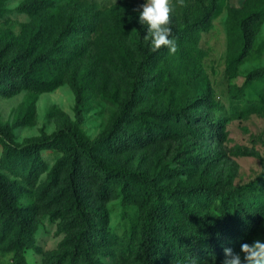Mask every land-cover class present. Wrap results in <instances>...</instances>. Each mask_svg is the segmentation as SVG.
Masks as SVG:
<instances>
[{
	"label": "rangeland",
	"instance_id": "obj_1",
	"mask_svg": "<svg viewBox=\"0 0 264 264\" xmlns=\"http://www.w3.org/2000/svg\"><path fill=\"white\" fill-rule=\"evenodd\" d=\"M34 1L0 0L3 60L13 59L30 46L41 27L43 36L35 52L47 51L50 56L38 65L36 72L40 79L51 82V87L29 85L11 96H0V129L10 132L9 138L0 131V172L9 179L16 178L4 165L10 146H23L68 126L77 127L90 141L98 138L131 89L139 49L149 46L144 40L146 26L138 18L145 0H50L48 6L33 11L22 8ZM170 3V16L178 26L184 24L185 17L191 18L200 11L198 0ZM262 4L264 0H220L211 29L203 32L192 48L195 69L185 66L182 53L192 46L175 40L174 53L165 50L162 58L148 66V81L141 87L136 108L185 107L194 122L186 126L178 118L173 119L169 122L178 128L176 135L120 154L104 151L100 158L106 165L142 173L162 193L181 186L218 183L227 189L240 187V197H247L264 188V86L244 85L251 70L264 66V22L237 72L230 74L227 69L229 56L238 48L237 42L229 40L228 26ZM71 21L93 22V31L71 34L62 47L53 44L54 37ZM205 90V99L211 104H194ZM209 123L223 130L222 141L209 134ZM42 155L47 171L31 193L20 197V203L35 209L33 218L38 223L36 249H27L25 257L30 264H61L67 212L63 203L55 202L54 191L43 197L40 190L62 152L44 150ZM185 168L193 171L184 173ZM147 193L136 194V201L125 205L117 188L93 215L101 247L107 252L100 257L104 264H135L134 250L125 249L123 244L132 231L139 233L141 215L149 203ZM167 204L164 223L174 229L179 225L175 222L177 215L169 198ZM184 204L202 215L218 213L221 206L218 199L192 198ZM257 239L264 240V221L247 243ZM0 264H15V258L0 252Z\"/></svg>",
	"mask_w": 264,
	"mask_h": 264
},
{
	"label": "trees",
	"instance_id": "obj_2",
	"mask_svg": "<svg viewBox=\"0 0 264 264\" xmlns=\"http://www.w3.org/2000/svg\"><path fill=\"white\" fill-rule=\"evenodd\" d=\"M198 2L199 13L191 18L185 17L182 26L170 16L171 38L192 46L182 53L186 58L185 66L193 69L196 66L192 62V50L201 34L211 29L220 9V0ZM49 4L50 0H35L22 8L33 11ZM263 22L264 4L243 15L235 25L228 26L229 40L238 43V48L227 60L230 74H235L249 56L256 31ZM93 24L71 21L54 37L53 44L62 47L71 34L93 31ZM43 31L41 27L32 37L31 45L20 50L13 59L3 60L0 52V96H11L29 85L40 89L51 87V82L40 79L36 72L38 65L50 59L47 51L35 52ZM165 50H168L166 46L156 50L149 46L139 49L140 59L136 62L131 89L108 128L98 138L90 141L77 127L68 126L54 134L32 139L23 146L7 149L4 165L16 178L9 179L0 172V252L12 254L15 264H30L25 252L36 249L38 223L33 218L35 209L20 203V197L31 193L47 171L42 152L51 149H60L62 156L48 171L40 193L44 197L54 191L55 202L63 203L67 212L63 223L66 236L61 243V264H104L100 257L107 252L101 247L93 215L117 188L125 205L135 202L136 194L148 191L149 203L142 212L139 233L132 231L123 244L125 249L134 250L135 264H194L198 260L200 264H223L225 248L241 255V244L257 233L264 221V188L247 197H240V187L227 189L218 183L181 186L162 193L142 173L128 168L112 169L100 158L104 151L120 154L123 150L176 135L178 128L171 127L169 122L173 119L178 118L186 126L194 122L193 115L185 107H168L166 110L136 108L141 87L148 81L146 69L162 58ZM254 83L264 86V66L247 74L245 87ZM201 95L203 97L196 98L194 104H211L205 99L206 90ZM131 123L135 126L130 127ZM206 129L213 138L224 139V132L217 125L209 123ZM0 131L10 138L8 129ZM192 171L185 168L184 173ZM168 198L177 215L175 222L179 224L174 229L164 223ZM192 198L218 199L221 206L218 213L202 215L184 204L186 199Z\"/></svg>",
	"mask_w": 264,
	"mask_h": 264
},
{
	"label": "clouds",
	"instance_id": "obj_3",
	"mask_svg": "<svg viewBox=\"0 0 264 264\" xmlns=\"http://www.w3.org/2000/svg\"><path fill=\"white\" fill-rule=\"evenodd\" d=\"M171 12L170 0H145L140 6L139 23L146 26L147 32L144 40L153 50L166 46L169 52L176 51L174 39L171 38ZM240 248L243 258L240 253H233L231 248H225L223 264H264V240L257 239L251 244L242 243Z\"/></svg>",
	"mask_w": 264,
	"mask_h": 264
}]
</instances>
